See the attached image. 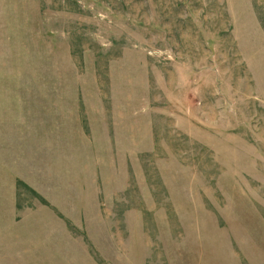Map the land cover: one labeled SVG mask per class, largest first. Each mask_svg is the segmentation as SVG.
Here are the masks:
<instances>
[{"label": "rangeland", "instance_id": "obj_1", "mask_svg": "<svg viewBox=\"0 0 264 264\" xmlns=\"http://www.w3.org/2000/svg\"><path fill=\"white\" fill-rule=\"evenodd\" d=\"M0 264H264V0H0Z\"/></svg>", "mask_w": 264, "mask_h": 264}]
</instances>
